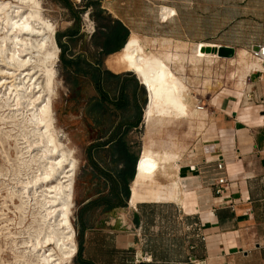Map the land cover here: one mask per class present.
Instances as JSON below:
<instances>
[{"label":"bare ground","instance_id":"obj_1","mask_svg":"<svg viewBox=\"0 0 264 264\" xmlns=\"http://www.w3.org/2000/svg\"><path fill=\"white\" fill-rule=\"evenodd\" d=\"M160 12L164 24L176 15L166 7ZM54 24L45 17L42 0H0V145L3 141L14 145L16 178L13 186L5 187L1 204L0 255L9 250L12 264H67L77 252L70 215L78 162L68 139L67 144L60 142L53 115L60 84ZM164 45L163 39L142 38L132 32L123 49L105 62L114 74H133L149 96L143 111L148 142L142 146L130 185L133 206L137 201L178 202L185 194L177 176V162L183 154L178 138L168 136L156 142L151 135L182 120L188 132L202 129L205 117L191 96L190 80L206 70L207 63L221 59L206 51L219 50L220 45L177 40ZM250 55L240 49L231 61L241 73L239 78L260 66ZM186 68L191 75L188 79ZM4 125L8 130L2 133ZM25 221L24 230L18 231Z\"/></svg>","mask_w":264,"mask_h":264},{"label":"crops","instance_id":"obj_2","mask_svg":"<svg viewBox=\"0 0 264 264\" xmlns=\"http://www.w3.org/2000/svg\"><path fill=\"white\" fill-rule=\"evenodd\" d=\"M126 28L130 36L132 30ZM259 45L264 42L252 43L249 52ZM110 56L102 57L100 63L99 55L63 58L79 61V75L83 76L92 70L108 71L105 62ZM235 57L219 59L222 69L219 78L212 79L214 92L200 105L206 111L205 125L198 133L193 128L179 138L184 149L177 176L185 192L179 203H130V185L141 152L133 147L126 129L130 125L136 126L131 130L138 128L147 103L139 80L130 73L108 71L121 77L102 76L101 93L91 85L94 95L85 105L93 111L91 122L97 131L90 143L94 150L91 159L104 173L120 170V163H110V155L121 141L136 160L124 206L96 210L102 218L93 231L94 241L99 243L101 236L107 253L118 257L106 264H264V63L259 61L260 66L239 78L241 73L229 63ZM188 71L186 68V74ZM218 162L223 164L221 171L216 168ZM219 178L225 180L220 187L216 185ZM96 181L94 195L82 207L109 192L110 186L102 179ZM90 240L84 244L90 245ZM88 262L104 264L93 258Z\"/></svg>","mask_w":264,"mask_h":264},{"label":"rangeland","instance_id":"obj_3","mask_svg":"<svg viewBox=\"0 0 264 264\" xmlns=\"http://www.w3.org/2000/svg\"><path fill=\"white\" fill-rule=\"evenodd\" d=\"M66 1L71 4V11L60 0H42L45 17L51 23H55V42L57 33L62 35L68 30L78 29L79 35L71 41L61 38V43L69 46L65 55H93L94 51L90 46V39L95 32V23L89 17L93 10L88 9L82 13L85 5L84 0ZM161 7L172 9L176 13L166 24L160 21ZM100 8L107 15L118 19L132 32H138L142 38L163 39L164 47L169 46L166 44L174 40H194L195 42H192L191 45L203 43L200 41L205 40L211 42L209 44L231 46L234 48L233 55H236L240 48L248 50L252 43L264 42V0H100ZM72 12L78 13L77 21ZM60 52L59 49L58 62L55 66L60 84L57 98L53 103V115L56 119L57 130L61 135L60 142L67 144L66 139H68V146L74 149L75 158L78 162L71 190L72 208L70 215L77 252L71 262L67 264H75L77 255L83 261H89L93 258L104 261L106 264L108 259L118 260V257L110 256L107 253L106 241L101 236L97 238L99 243L94 241L96 235L93 234V231L95 227H100L102 217L98 216L96 211H88L84 218H86L87 227L92 229L86 230L83 236H81V228L78 224L79 210L86 200L92 198L95 185L98 184L96 175L92 172L88 162V158L94 153L90 143L97 136L96 125L91 122L93 111L89 107H85L90 101L89 98L94 95L93 87L89 77L72 76L63 69ZM205 66L207 67L206 70H201L193 77L189 71L187 74L185 72V78L191 77V96L195 98L199 106L206 103L209 95L213 94L212 79L215 82L219 78V70L222 69L220 60H213ZM2 68L5 69V67ZM130 75L136 78L133 74L130 73ZM146 94L148 103L147 91ZM202 112L206 117L205 109H202ZM168 126L170 128L166 126L159 133H152L151 138L160 142L166 141L168 136H175L176 139L178 138L177 142L180 146L179 138L185 137L187 132L185 122L182 120ZM2 127L5 128L2 133L8 130V125ZM126 133L130 142L133 143V147L140 153L144 143L148 142L147 129L143 120L137 129ZM0 137L3 139L2 136ZM13 147L11 141L8 143L3 141V144L0 145V211L3 210L1 204L6 196L5 187L7 185L13 186L16 179L12 169L15 158ZM19 179L25 178L21 176ZM6 205L11 211L12 207L7 200ZM3 212L7 214V217L13 218L10 212L6 210ZM24 225H26V221L18 228V231H23ZM87 239H92L90 241L94 245L92 243L88 246L85 245L84 242ZM80 242H82V247L78 250ZM12 261L9 250L0 255V264L1 262L12 264Z\"/></svg>","mask_w":264,"mask_h":264},{"label":"trees","instance_id":"obj_4","mask_svg":"<svg viewBox=\"0 0 264 264\" xmlns=\"http://www.w3.org/2000/svg\"><path fill=\"white\" fill-rule=\"evenodd\" d=\"M63 4L72 10L71 4L66 0H60ZM85 5L83 6L82 13L87 11L88 9H92L93 11L90 13L89 17L95 23V32L91 36L90 46L94 51L93 55H99L98 63L101 62L102 57L110 56L115 53H118L123 49L125 44L127 43V39H129V31L128 29L118 20L113 19L109 14L107 15L100 8V0H84ZM75 20H78V13L72 12ZM79 35L78 29L76 30H68L64 34H56V43L60 49V61L62 63L63 69L72 76H82L79 75V61H72L63 58V55L69 50L68 45H64L61 43V38H66L67 40H72ZM68 70V71H67ZM128 74V73H127ZM108 76L112 79H119L120 75H113L108 71L101 73L99 70H92V72L83 75L82 77H89L91 84L94 86L95 90L98 93H101L102 90V76ZM103 95V94H102ZM136 126L130 125L127 128L131 130ZM126 131V132H127ZM135 159L133 158V154L126 145L120 141L118 143L117 148L110 155V163H120L121 169L118 171H114L113 173H104L97 167L96 163L88 158V162L93 172L96 175V180H103L105 185H109V192L104 195H100L90 203L86 204L79 210L78 214V224L81 228V236L86 230L92 229L91 227H87L86 218H84L85 214L88 211H96L98 209H102L103 212L110 211L117 207L124 206V202L129 197V184L134 178V164ZM82 247V242L79 243L78 250ZM75 264H91L88 261L80 260L78 255L75 258ZM104 263V261H103ZM107 263V262H106ZM105 264V263H104Z\"/></svg>","mask_w":264,"mask_h":264},{"label":"built area","instance_id":"obj_5","mask_svg":"<svg viewBox=\"0 0 264 264\" xmlns=\"http://www.w3.org/2000/svg\"><path fill=\"white\" fill-rule=\"evenodd\" d=\"M257 47H258L257 50H253V49L250 50V54H251L250 56L253 59L260 61L261 63H264V45H259ZM198 109L202 110L203 107L199 106ZM216 168H217L218 171H221L223 169L222 162H218ZM224 184H225V180L223 178H219V179L216 180V185L218 187L223 186ZM216 193L219 194L220 191L217 190ZM262 245H264V243H262ZM144 261L147 262L148 260H144Z\"/></svg>","mask_w":264,"mask_h":264},{"label":"water","instance_id":"obj_6","mask_svg":"<svg viewBox=\"0 0 264 264\" xmlns=\"http://www.w3.org/2000/svg\"><path fill=\"white\" fill-rule=\"evenodd\" d=\"M257 49H258L257 46L253 47V50H257ZM206 51L210 53H216L219 57L230 58L233 55V49L225 48V47H221L219 50L207 48Z\"/></svg>","mask_w":264,"mask_h":264}]
</instances>
